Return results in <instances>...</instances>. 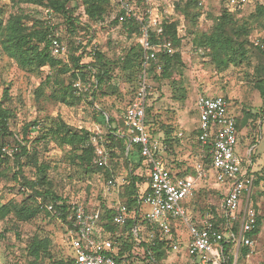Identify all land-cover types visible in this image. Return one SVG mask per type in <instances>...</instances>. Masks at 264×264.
<instances>
[{"label":"rangeland","instance_id":"obj_1","mask_svg":"<svg viewBox=\"0 0 264 264\" xmlns=\"http://www.w3.org/2000/svg\"><path fill=\"white\" fill-rule=\"evenodd\" d=\"M185 1L140 0L137 7L134 5L135 12H139L141 16L159 19L162 24L166 20L176 22L181 38V46L177 50L180 57L174 61L169 75L164 73L163 64L150 65L148 105L152 106V111L149 118L155 122L154 129L159 130L160 137L157 138L167 146L169 161L175 159L178 162L179 158L184 166L194 165L195 153L190 147L193 148V134L199 124V96H226L233 114L249 120V130L240 135L236 152L246 162L250 154L249 147L257 139L256 147L251 148L254 154L249 172L254 175V185L249 204L261 219V227L260 234L253 239L251 255L240 257L237 264H264V97L256 87L257 82L264 79V55L252 44L248 46L249 51L244 59L228 62L227 65L214 61L210 56L201 55L196 51V40L200 33L214 26L223 10L222 1L201 0L200 15L195 23L187 20L178 10V4H184ZM262 3L264 0H259L257 5ZM257 5L255 0H251L238 13L239 20L249 19V22H253L250 25V42L262 40L264 18L258 22L250 19ZM69 8L74 9V16L80 21L77 33L72 32L61 15L50 14L43 6L0 0V11L6 19L10 15H23L24 22L30 29L41 23L49 24L53 28V35L58 36L67 51L63 58L69 60L70 55L78 52L80 43L90 41L88 51L93 53V50H98L106 58L119 62L113 69V79L101 85V92L94 104H91L92 97L76 98L70 90L64 89L73 82L71 73L60 76L64 83L62 86L47 84L45 81L48 69H23L4 54L0 45V105L10 114L9 131L20 139L23 138L26 126L36 123L37 131L41 128V141L35 143L32 139L28 156L21 160L24 178L30 183H36L38 189L45 190L49 186L42 185L40 177H47L51 188L70 206L83 203L92 208L99 205L110 207L122 203L128 171L124 155L118 151L112 159L110 156L107 169L113 172L111 178L122 186L109 191L108 183L112 179L107 178L105 169H102L104 166L96 163L94 173H87L80 165L75 149L66 145L63 138L68 132L73 134L86 131L92 139H98L97 145L108 149L105 143L107 128L101 122L100 113L115 120L114 128L119 126L120 131H125L124 114L135 98L140 74L135 76L130 71H124L122 63L127 52L140 43V37L128 32L120 23L110 27L93 25L85 14L81 0L70 3ZM114 16L111 15L109 19L113 21ZM91 25L93 33L86 29ZM92 59L87 54L82 64H89ZM248 112L257 115V121L246 117ZM180 131L185 138L176 139L177 132ZM34 136L31 135L30 138ZM164 138H169L173 149H168L169 145L163 141ZM6 142L9 143L7 145L18 148L11 138ZM93 145L95 146L94 142ZM14 160L6 170L7 176L0 179V207L6 204L11 209V213L0 221V264H30L27 246L34 237L49 243L54 260L71 257L72 250L67 242L68 224L57 216L46 214L40 208V197L36 198L30 187L14 180L13 174L18 172V167L13 164ZM245 162L243 171L247 172L248 164ZM139 176L146 175L142 171ZM217 186L223 191L224 186L217 183L215 176L197 181L200 193L196 197V206L199 209L205 207L207 210L221 211L223 196L217 191ZM142 210L146 212L149 207L144 204ZM177 223L181 226L177 232L178 242L185 243L189 232L183 223ZM114 234L119 237V244L131 242L121 228ZM138 242L133 245L132 258L136 260V264H149L145 251ZM186 252L184 247L169 253L167 263L190 264L191 260ZM40 264H49L48 258Z\"/></svg>","mask_w":264,"mask_h":264},{"label":"trees","instance_id":"obj_2","mask_svg":"<svg viewBox=\"0 0 264 264\" xmlns=\"http://www.w3.org/2000/svg\"><path fill=\"white\" fill-rule=\"evenodd\" d=\"M16 4L27 3L32 5H39L46 8L47 12L50 14L61 15L64 20L69 24L73 33H77V28H80V21L74 16V9L69 8V4L75 0H12ZM84 6L85 14L87 15L90 22L98 24L104 27H110L115 23H120L118 19V5L116 0H81ZM133 6L140 3V0H129ZM223 10L220 17L216 20L214 26L199 34L196 40V51L201 55L210 56L214 61L228 64V62H235L237 59H244L247 56L249 51L248 46H252L258 49L264 55V49L258 45V42L264 44V27L262 28V40L250 42V37L252 35V28L250 25L253 24L252 21L249 22V19L241 21L238 18V13L244 10L250 3L251 0L241 9L232 10L230 9L229 0H221ZM259 0H255L257 3ZM134 6V8H135ZM137 7V6H136ZM178 10L181 11L187 20L192 23H195L200 15L201 0H186L184 4H178ZM111 15H115V19L111 21L109 19ZM138 18H134L126 23H120L123 27L130 33H135L142 36V28L145 24L144 20H148L147 15L141 16L138 12ZM23 15H10L8 19L4 18L3 13L0 11V45L4 54L11 58L19 67L23 69H48V76L46 77V83H55L62 86V81L60 76L71 73L73 82L65 86L64 89L70 90L71 94L76 98H82L85 96L92 97L91 104H94L96 97L101 92V85L106 81H111L113 79V69L119 65L118 61H112L104 54L98 50H93V53L88 51L90 41L86 43H80L78 45V54H72L69 56V60L63 57H54L52 55L51 38L53 35V28L49 24H39L34 28H28L24 22ZM264 18V3L256 6L254 14H251L250 19L254 22L260 21ZM110 20V21H107ZM93 25L91 27L87 26L88 32L94 31ZM163 33L158 36L155 29L151 30V37L153 43H164L170 41L173 43L176 53L173 56H168L164 53H158L159 64L164 65V73L169 75L173 63L175 60L179 59L180 55L177 50L181 46V38L178 33V25L176 22H171L166 20L161 23ZM252 44V45H251ZM80 51V52H79ZM89 54L92 56V61L89 64H82L84 56ZM144 58V49L140 43H137L132 47L125 57L123 58L122 69L124 71H130L133 75L141 74L142 72V62ZM227 61L225 62V60ZM76 82H80L83 86L91 84L89 92H81L74 87ZM64 84V83H63ZM257 89L260 91L262 97H264V79L260 80L256 84ZM224 97L229 104V113L234 117L236 121V129L238 134V140L240 135L247 133L249 130L250 123L248 119L239 118L234 115L231 111V106L228 98L223 95H215ZM127 110V109H126ZM152 111V106L147 104L146 108V127L148 133L152 138H157L160 136L159 130L154 129L155 122L150 120L149 116ZM248 118H253L257 121L258 116L252 115L250 112L245 114ZM101 122L106 124L107 135H106V147L110 151L111 159L116 155L118 151L124 155L126 166H127V183L123 190L122 194V203L128 211V218L123 226L118 227L114 223L115 210L113 207L106 206H96L95 208L90 207L87 204H84L88 209L99 212L101 216L100 227L104 235L112 239L115 243L117 249V254L115 256L118 264H136V260L132 258L133 245L140 240L139 246L143 248L145 254L149 260V264H168L167 256L169 253L173 252L171 244L174 241H178L176 231L172 228L173 239L172 240H161L159 235V228L155 225H152L144 220L141 213V203H140V185L148 181L147 175L145 177H140L135 175V171L143 167L144 160L140 156V148L134 147V152L136 157L131 158V149L128 150V127L124 118V128L125 131H120L118 128H114L113 125L115 120L112 118H107L104 113H100ZM10 114L6 108L0 105V179L7 176V168L9 167L11 161L8 157H4L1 153V149L6 146L7 139L11 138L16 142V145L19 148V152L16 153L14 157L15 166L18 167V172L13 174L14 180L21 183L25 187H30L35 197H40L44 202L48 204H53L57 213L61 215L58 216L48 211H44L46 214L53 217L57 216L66 224L67 218L69 217L70 204L56 194V192L51 188L47 177L41 176L40 183L42 185H47L49 188L45 190H40L37 187L36 183H30L29 180L24 178L22 169L23 163L21 160L23 157L28 156L29 154V143L33 139L35 143L41 141L40 129L37 131L35 127L37 124H30L24 128L23 138L20 139L18 135H14L9 131L8 121ZM152 121V122H151ZM259 125V122H258ZM57 134V132H55ZM35 135L30 138V136ZM194 140L196 145L199 146L198 138L200 135L199 129L194 130ZM90 133L86 131H81L79 133L70 134L68 132L64 138L63 142L73 147L77 153L78 160L80 165L85 169L87 173H94V159H95V146L91 141ZM176 139H179L176 137ZM168 143V149L170 150L172 145L169 142V138H164L163 140ZM257 144V139L255 140ZM253 144L249 147V150L256 144ZM173 149V147H172ZM210 150V145L206 146L204 158L201 162L209 169L210 158L208 151ZM169 152V151H168ZM173 152V151H171ZM168 154H165V159H168ZM253 151L250 152L246 158L248 164V172L250 165H252V155ZM173 159L169 161L168 167L170 172L175 176L186 177L193 176L197 178V173L194 169V166H184L183 163L174 162ZM108 166L102 167L105 169L106 176L108 179H112L111 176L113 172L107 169ZM146 174V173H145ZM115 180H109V182ZM216 190V189H215ZM199 188H196L194 196L189 201L188 206L192 210L193 217L196 220L197 218L204 217L207 213H210L213 216V221L218 229L221 232H226V220L223 214V203L221 206V211L217 209L207 210L205 207L199 209L196 206V197L199 195ZM217 191L223 196V201L225 198L224 192L217 188ZM11 213V209L8 205H3L0 207V221L4 220ZM137 227V235L134 233V228ZM261 219L257 217V222L255 228L248 234L249 237L254 239L260 234ZM121 228L123 232L127 233L128 239L131 242H125L124 244L118 243V238L115 236V231ZM233 234L236 236L239 232V225L235 224L234 229L232 230ZM138 237V238H137ZM145 238V239H144ZM147 238V239H146ZM134 245V246H135ZM224 249L225 264H237L240 257H247L251 255L252 250L248 247H241L239 249L238 255L236 256V243L233 240L228 242L222 241L221 243ZM49 243L45 240H42L38 237H34L27 246L28 257L30 258V264H40L42 260L46 257L49 260V263L57 264H70L73 256L69 258H63L59 260H54L52 254L50 253ZM189 259H192L188 255Z\"/></svg>","mask_w":264,"mask_h":264},{"label":"built area","instance_id":"obj_3","mask_svg":"<svg viewBox=\"0 0 264 264\" xmlns=\"http://www.w3.org/2000/svg\"><path fill=\"white\" fill-rule=\"evenodd\" d=\"M249 0H229L230 9L239 10ZM118 5V19L126 23L138 17L133 4L129 0H116ZM140 44L144 49L142 72L139 77L138 90L135 98L124 114L128 127V148L139 147L140 156L144 160L148 187L141 192V213L145 221L159 228L161 240L173 239V222H181L189 232V239L185 243L174 241L171 246L174 251L186 247L187 255L197 264H225L222 241L233 240L236 243V256L241 247L252 250L254 240L248 234L255 228L257 216L249 204L250 195L254 185V175L243 171V161L237 154L239 146L236 121L229 113L228 101L222 96L202 95L197 99L199 112L198 138L200 153L194 165L197 178L193 176L180 177L170 172L165 154L167 146L159 138H152L146 127V108L150 95L148 73L151 64H159L158 53L173 56L176 49L172 42L153 43L151 30L155 29L158 36L163 29L159 19L144 20ZM52 55L66 57L67 51L60 43L58 36L51 38ZM264 49V44L258 42ZM74 87L81 92H89L91 84L83 86L76 82ZM184 138L183 133L177 135ZM95 144L94 163L107 166L110 160V151L97 145L98 139L91 140ZM210 158L209 169L201 162L205 157V148ZM18 148L6 145L1 149L4 157L14 159ZM215 174V180L226 189L223 201V214L226 220V232L216 229L213 216L207 213L202 218L193 217L188 206L195 194L197 181L210 178ZM122 186L118 181L108 183V190ZM40 208L60 216L53 204L38 199ZM149 210L144 212L143 205ZM115 210L114 223L123 226L128 218L126 207L121 204L113 206ZM101 216L99 212L88 209L83 203L71 206L67 218V242L72 250L70 264H118L115 258L117 249L112 239L103 234L100 227ZM235 224L239 225V232L235 236L232 232ZM138 228H134L137 235ZM177 233V232H176ZM177 235V234H176ZM138 236V235H137ZM138 238V237H137ZM140 242V240L137 239ZM57 264V263H49Z\"/></svg>","mask_w":264,"mask_h":264},{"label":"crops","instance_id":"obj_4","mask_svg":"<svg viewBox=\"0 0 264 264\" xmlns=\"http://www.w3.org/2000/svg\"><path fill=\"white\" fill-rule=\"evenodd\" d=\"M199 125V124H198ZM260 125H261V123H260ZM197 128H198V126H197ZM196 128V129H197ZM179 133H183L182 131H180V132H177V135L179 134ZM184 134V133H183ZM185 136V135H184ZM160 137V136H159ZM185 138V137H184ZM254 147H256V146H254ZM191 149H194V153H195V160H194V165H195V163H196V161H197V158H198V156H199V153H200V148L196 145V141L194 140L193 141V148H192V146L190 147ZM132 151H131V153H132V156H133V158H134V156H135V158H137L136 157V154H135V152H134V148L132 147V148H130ZM129 148H128V150H130ZM176 151H177V149H176ZM252 151V149L250 150V152ZM175 160V159H174ZM166 161H167V164H169V160H167L166 159ZM177 161V160H176ZM176 161H174V162H176ZM178 163H183L182 162V160H179V158H178ZM193 165V166H194ZM144 172V173H146L145 172V167H144V165H143V167H141L140 169H138V170H136L135 171V175H137V176H139V173H141V172ZM146 175V174H145ZM214 176H213V174H211V176H210V178H213ZM208 182V181H207ZM147 187H148V181L146 182V183H143V184H141L140 185V191L141 192H143V191H145L146 189H147ZM217 188L218 189H220L218 186H217ZM224 188V187H223ZM223 192L225 193L226 192V189L224 188L223 189ZM114 205H112V206H110V207H113ZM178 222V221H177ZM177 222H173V228L175 229V231L176 232H178L179 231V229L181 228V226L177 223ZM177 234V233H176ZM188 239H189V237L185 240V242H187L188 241ZM184 248V247H183ZM181 249V248H180ZM187 253V252H186ZM249 257V256H248ZM189 258V257H188ZM191 260V262H190V264H197V262H195L194 260H192V259H190Z\"/></svg>","mask_w":264,"mask_h":264}]
</instances>
